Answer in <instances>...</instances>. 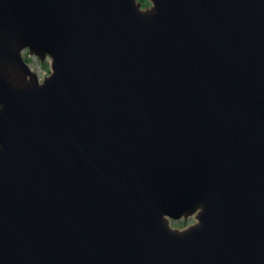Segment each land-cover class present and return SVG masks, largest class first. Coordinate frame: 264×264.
Here are the masks:
<instances>
[{
    "label": "water",
    "instance_id": "95a60500",
    "mask_svg": "<svg viewBox=\"0 0 264 264\" xmlns=\"http://www.w3.org/2000/svg\"><path fill=\"white\" fill-rule=\"evenodd\" d=\"M154 3L0 0V264H264V0Z\"/></svg>",
    "mask_w": 264,
    "mask_h": 264
},
{
    "label": "rangeland",
    "instance_id": "374dc122",
    "mask_svg": "<svg viewBox=\"0 0 264 264\" xmlns=\"http://www.w3.org/2000/svg\"><path fill=\"white\" fill-rule=\"evenodd\" d=\"M142 3V6L144 7H147L150 5V2L149 0H142L140 1ZM22 56H24V60L26 61V63L31 66V67H34V71H39L40 73L44 70V71H47L49 70L50 68V65H49V61L48 59H45L44 61L39 59L38 56H35V55H32L30 52H28L27 49L23 50L22 52ZM196 217L195 216H192V217H189L187 219H174V220H170V225L172 227H178V229H184L186 226H189L190 223L192 221H195Z\"/></svg>",
    "mask_w": 264,
    "mask_h": 264
},
{
    "label": "clouds",
    "instance_id": "9594fccd",
    "mask_svg": "<svg viewBox=\"0 0 264 264\" xmlns=\"http://www.w3.org/2000/svg\"><path fill=\"white\" fill-rule=\"evenodd\" d=\"M133 2H134V4L138 5L137 0H133ZM154 7H155V3H154V0H153V4H152L151 8L148 9L147 11L152 10ZM137 10L139 12H141V13L147 12V11L141 10V7L139 5H138V9ZM199 223H200V221L197 219L196 221H192L188 227H186V228H184L182 230L175 231V232H181L182 233V232L188 230L189 228L198 225Z\"/></svg>",
    "mask_w": 264,
    "mask_h": 264
},
{
    "label": "built area",
    "instance_id": "2783aa9c",
    "mask_svg": "<svg viewBox=\"0 0 264 264\" xmlns=\"http://www.w3.org/2000/svg\"><path fill=\"white\" fill-rule=\"evenodd\" d=\"M47 59L49 61V65H50V58L48 57ZM50 68H51V65H50ZM31 69H33V71H34V67H32ZM35 73L37 74V76H39V78H40L39 80L41 81L42 78H44V77H46L48 75L49 70H47V71L43 70L41 73L39 71H36Z\"/></svg>",
    "mask_w": 264,
    "mask_h": 264
},
{
    "label": "trees",
    "instance_id": "16d2710c",
    "mask_svg": "<svg viewBox=\"0 0 264 264\" xmlns=\"http://www.w3.org/2000/svg\"><path fill=\"white\" fill-rule=\"evenodd\" d=\"M142 1V0H141Z\"/></svg>",
    "mask_w": 264,
    "mask_h": 264
}]
</instances>
